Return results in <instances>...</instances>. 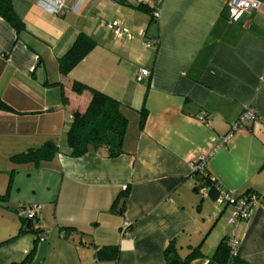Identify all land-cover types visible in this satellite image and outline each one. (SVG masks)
<instances>
[{
	"label": "crops",
	"instance_id": "crops-1",
	"mask_svg": "<svg viewBox=\"0 0 264 264\" xmlns=\"http://www.w3.org/2000/svg\"><path fill=\"white\" fill-rule=\"evenodd\" d=\"M55 1L11 0L20 32L0 17V104L9 108H0V242L17 234L24 206H41L30 223L39 232L0 245V264L30 253L27 264H166L169 245L181 258L196 249L188 264H206L233 229L235 256L264 264V0L235 22L228 0H63L60 13ZM81 32L95 46L62 74L58 58ZM139 67L150 72L141 82ZM75 80L121 102V154L66 153L72 112L91 96L73 92ZM245 107L257 118L232 130ZM47 142L61 152L37 166L13 161ZM198 161L233 196L257 193L247 219L232 227L234 204L194 190Z\"/></svg>",
	"mask_w": 264,
	"mask_h": 264
},
{
	"label": "trees",
	"instance_id": "trees-1",
	"mask_svg": "<svg viewBox=\"0 0 264 264\" xmlns=\"http://www.w3.org/2000/svg\"><path fill=\"white\" fill-rule=\"evenodd\" d=\"M144 11L151 13L150 8L144 5H139ZM0 17L11 24L17 32L24 30V23L14 13L11 0H0ZM95 46V41L85 33H79L73 44L66 51L64 55L58 58V67L62 74H66L77 63H79L87 53ZM71 90L77 94L84 90H90V99L84 111L72 112V123L65 134V148L69 156L78 157L85 154L88 150H98L102 147L107 149L108 156L114 157L122 153V141L127 127V116L122 111V104L117 99L93 88L88 87L80 81H73ZM62 100L66 101L64 92L62 91ZM0 108L9 110L5 105L0 104ZM144 118L143 111H141L140 123L142 124ZM61 149L50 142L43 144L37 150H30L21 155L15 156L13 161L17 164L32 163L37 166L40 162L49 160ZM194 174H201V184L194 188L195 191L205 189L207 195L214 201L220 194V186L209 176L204 173L195 171ZM254 193L248 191L240 196H234V200L238 201L242 197H248L249 194ZM126 194V190L121 192L117 199L112 204V210L122 209L124 206V199L120 208L118 206L119 200ZM257 194V193H256ZM123 195V196H122ZM5 198L0 195V201ZM224 206V205H223ZM31 221L22 219V224L15 236L10 239L0 242V245L13 241L23 233L37 234L39 231L31 228ZM31 253L20 263L27 264L31 258ZM199 252L192 249L184 257L177 254L174 246L169 245L165 249L166 264H188L193 259L197 258ZM206 264H248L245 261L235 256L233 249L229 245L228 235L224 236L217 243L213 253L208 257Z\"/></svg>",
	"mask_w": 264,
	"mask_h": 264
},
{
	"label": "built area",
	"instance_id": "built-area-1",
	"mask_svg": "<svg viewBox=\"0 0 264 264\" xmlns=\"http://www.w3.org/2000/svg\"><path fill=\"white\" fill-rule=\"evenodd\" d=\"M160 0H157L156 3L159 4ZM156 4V5H157ZM154 4L152 9L153 18H157L159 16L158 7ZM227 11H228V20L231 22H235L239 19V17L246 12L251 10H257L260 7V2L258 0H228L227 1ZM65 5L63 0L55 1V11L57 13L62 12ZM109 28H111L116 35H122L123 33L130 37V35L126 32L125 29L115 25V24H107ZM155 44V42H153ZM145 46H149V42H144ZM150 72L144 67H139L136 74L135 80L137 82H141L149 76ZM201 120H204L205 113L200 114L199 116ZM257 118V113L252 107H245L237 116V118L233 121L231 125V129L234 130L236 128L246 126L249 121ZM203 170V164L201 161L191 163V171L192 173L195 171L201 172ZM205 192V191H204ZM259 196L256 193L249 194L248 197H242L238 201L234 200V196L227 191L220 190L219 196L215 200V205L223 206L226 204H234L235 209L233 213L228 218L227 222L232 227H234L238 222L245 220L249 216L250 206L253 202L257 201ZM40 205H27L24 206L21 211V216L23 219L28 221H34L35 219L40 217ZM128 223L123 224L121 228V232L126 235H129L127 232ZM229 245L235 252V249L238 244V240L234 235V229L228 236Z\"/></svg>",
	"mask_w": 264,
	"mask_h": 264
}]
</instances>
